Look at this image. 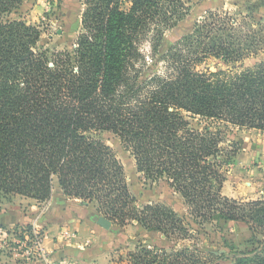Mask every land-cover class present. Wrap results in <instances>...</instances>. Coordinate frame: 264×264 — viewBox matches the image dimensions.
<instances>
[{"label":"trees","instance_id":"16d2710c","mask_svg":"<svg viewBox=\"0 0 264 264\" xmlns=\"http://www.w3.org/2000/svg\"><path fill=\"white\" fill-rule=\"evenodd\" d=\"M23 1L0 0V194L45 201L56 180L64 195L93 202L118 227L136 221L165 237L138 240L119 264H204L201 256L216 251L176 243L219 221L244 222L251 232L252 248L230 249L223 264H264V199L239 202L221 190L222 136L235 142L233 128L264 131L262 37L221 36L214 23L221 15L209 11L166 47L164 34L188 14L189 0H133L127 10L116 0H85L84 32L70 48L33 52L41 30L5 19ZM146 38L168 75L144 66ZM208 57L227 66L257 60L196 69ZM208 119L220 123H202ZM98 131L118 135L137 171L164 180L187 213L166 203L140 206Z\"/></svg>","mask_w":264,"mask_h":264},{"label":"rangeland","instance_id":"374dc122","mask_svg":"<svg viewBox=\"0 0 264 264\" xmlns=\"http://www.w3.org/2000/svg\"><path fill=\"white\" fill-rule=\"evenodd\" d=\"M132 1L117 3L127 10ZM186 5L189 6L188 14L164 34L166 47L189 33L209 11H215L221 15L214 20L224 28L221 36L229 33L261 36L263 42L259 51L264 57V0H189ZM84 8L85 0H24L6 14L5 19L37 26L41 35L33 52L43 49L51 52L70 48L76 36L84 32L80 22ZM140 50L145 56V67L151 66L155 73L168 75L167 62L158 61L152 55L150 40L144 39ZM256 60L250 57L233 66L246 67ZM233 66L208 57L197 64L196 69L229 70ZM202 123L214 127L220 122L208 119ZM233 130L235 142L227 135L222 136V158H226L222 167L226 182L222 194H233L236 197L229 198L239 202L264 199V188L259 189L264 186V131L245 127ZM95 137L101 138L122 164L129 190L140 206L166 203L181 214L187 213L188 206L180 194L164 180L154 181L137 171L134 156L118 135L98 131ZM95 207L93 202L64 195L56 180L50 198L45 201L0 194V264H119L134 250L138 240L148 244L150 239L160 238L164 242L165 237L143 231L136 221L122 227L112 224L111 228L118 229V233L101 228L89 220L91 213H98ZM191 234V237L178 240L176 246L196 245L216 251V256L206 253L201 256L204 264H223L232 257L230 249L252 248V244L246 242L251 232L241 221L206 223L199 234L193 231Z\"/></svg>","mask_w":264,"mask_h":264},{"label":"water","instance_id":"95a60500","mask_svg":"<svg viewBox=\"0 0 264 264\" xmlns=\"http://www.w3.org/2000/svg\"><path fill=\"white\" fill-rule=\"evenodd\" d=\"M84 204H87V202H84ZM89 220L105 230L111 229L114 233L119 232L118 229L111 228L113 224L112 221L103 215L93 212L89 215Z\"/></svg>","mask_w":264,"mask_h":264},{"label":"crops","instance_id":"0c3cea01","mask_svg":"<svg viewBox=\"0 0 264 264\" xmlns=\"http://www.w3.org/2000/svg\"><path fill=\"white\" fill-rule=\"evenodd\" d=\"M80 22H81V19H80ZM81 28V27H80ZM79 28V29H80ZM225 184H226V182H224V184H223V186H222V191H224L223 189L225 188ZM264 188V186H261V187H259V189H261V188ZM225 194V193H224ZM225 195H227L228 197H233V198H235L236 196L235 195H233V194H228V193H226Z\"/></svg>","mask_w":264,"mask_h":264},{"label":"built area","instance_id":"2783aa9c","mask_svg":"<svg viewBox=\"0 0 264 264\" xmlns=\"http://www.w3.org/2000/svg\"><path fill=\"white\" fill-rule=\"evenodd\" d=\"M116 1L121 3V2H123V1H125V0H116Z\"/></svg>","mask_w":264,"mask_h":264}]
</instances>
